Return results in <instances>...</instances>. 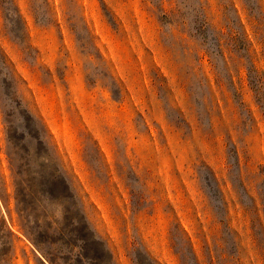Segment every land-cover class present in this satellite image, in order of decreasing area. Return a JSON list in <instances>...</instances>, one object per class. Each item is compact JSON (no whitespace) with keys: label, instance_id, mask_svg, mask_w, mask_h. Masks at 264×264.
<instances>
[{"label":"rangeland","instance_id":"obj_1","mask_svg":"<svg viewBox=\"0 0 264 264\" xmlns=\"http://www.w3.org/2000/svg\"><path fill=\"white\" fill-rule=\"evenodd\" d=\"M0 264H264V0H0Z\"/></svg>","mask_w":264,"mask_h":264}]
</instances>
